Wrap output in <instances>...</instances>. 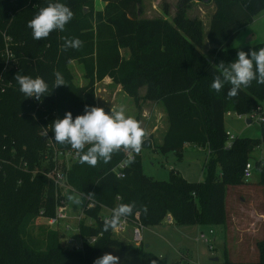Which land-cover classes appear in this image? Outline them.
<instances>
[{"label":"trees","instance_id":"trees-1","mask_svg":"<svg viewBox=\"0 0 264 264\" xmlns=\"http://www.w3.org/2000/svg\"><path fill=\"white\" fill-rule=\"evenodd\" d=\"M102 1L104 12L99 21L110 29L113 46L127 48L131 55L128 60L118 51L109 56L111 68L123 64L128 68L123 76H112L113 81L134 99L137 90L145 86L141 99L159 102L166 115L167 129L156 147L177 151L192 143L205 149V177L189 182L173 173L169 180L153 179L143 173L139 153L133 154V161L126 162L122 169L123 176L117 177L112 169L124 159L127 149L112 154L117 159L115 165H79L77 157L65 170L66 183L72 192L90 195L94 203L93 207L82 209V249L63 248L59 243L60 230L47 231L43 244L35 240L29 224L40 215L53 216L55 206L60 201L68 203L69 197L61 195L46 177L56 159L53 147L47 145L40 132L41 126L50 125L48 132L52 135L54 118L62 117L65 111L73 116L82 114L86 105L94 106L88 84L74 86L65 76V69L74 60L81 62L84 70L92 69L84 60L87 49H63L62 45L65 39L82 36L88 42L95 41L98 33L92 29V0H62L72 11V19L63 31L53 30L41 40L31 38L27 21L49 0H0V264H92L108 248L133 252L139 257L138 264H168L147 252L142 243H123L112 229L102 231L101 210L132 202L133 213L126 218L142 226L159 224L167 214L179 224H224L225 184L237 182L239 174L242 179L247 155L257 146L253 139L234 137L230 147L224 148V115L227 111L249 112L264 99V84L253 80L235 97H228L227 85L214 92L210 83L219 74L220 65L234 60L236 52L253 49L230 48L229 43L238 30L264 11V0H214L215 12L205 34L212 46L208 50L211 59L201 52V20L184 14L188 0L179 2L170 21L136 18L141 0ZM163 13H167L165 6ZM91 56H95L94 48ZM55 72L62 75L65 85L51 89ZM17 74L42 77L50 93L40 101L23 97L17 90ZM260 124L264 138V120ZM151 138L143 137L141 149L152 148ZM53 143L57 150L71 149L67 144ZM256 168H260L264 178V164L257 161ZM216 170L220 175L214 174ZM86 218L93 222L86 224ZM99 233L101 236L94 242L86 240ZM258 245L260 257L253 264H264V238ZM181 264L196 263L187 260ZM209 264L246 263L223 258Z\"/></svg>","mask_w":264,"mask_h":264},{"label":"rangeland","instance_id":"rangeland-1","mask_svg":"<svg viewBox=\"0 0 264 264\" xmlns=\"http://www.w3.org/2000/svg\"><path fill=\"white\" fill-rule=\"evenodd\" d=\"M180 1L141 0L135 16L136 18H165L170 21ZM98 2V0H92V29L97 30L98 33L95 41L90 40V46V42L84 36L78 38L81 42V49H87L84 60L88 66H92V69L84 70L82 63L74 60L65 69L66 75H63L69 77L74 86L79 83L83 86L88 84L94 96V106L101 107L105 111L122 106L127 116L137 120L139 126L145 132L144 137H152V148H143L139 151L141 167L145 175L156 180H169L171 175L175 173L189 182L203 180L205 177L203 162L207 155L206 150L192 143L184 144L177 151L156 147L160 144L159 140L167 127L166 115L162 105L159 102L141 99L145 93V86L137 90L136 99H134L135 97L127 95L122 90L120 84L113 81L112 76L121 77L128 68L125 64L111 68L109 56L118 51L124 60H128L131 55L127 48L113 46L110 29L99 21V17H103L105 3L100 0L103 4L100 5ZM164 6L167 8L166 14L163 13ZM214 12V0H210L208 3H202L199 0H188L184 12L185 16L189 18L201 20L204 37L201 52L209 59H211V56L208 54V50L212 46L207 42L205 34ZM229 47L237 49L264 47V11L253 17L248 24L235 33ZM93 48L94 57L91 56ZM9 52L10 49H7L6 53L10 56ZM7 64L9 65L10 62ZM7 64L5 63L2 69ZM79 64L82 66L83 76ZM108 72H111V75L105 74H108ZM102 73L105 75L102 76ZM255 106H260L264 113V99L257 101L253 108ZM246 120H250V122L247 123ZM260 125L258 120L249 118V112L240 114L235 111L224 115L225 132L232 134L234 137L257 141L256 148L247 155L248 161L254 165L257 161H260L262 165L264 164V138ZM149 131L153 133L148 135ZM116 161L117 159L111 155V159L107 163L98 160L96 165H115ZM73 162L64 163L65 167L70 166ZM214 174L218 176L220 172L216 170ZM59 191L73 198L81 199L79 204H73L72 200L69 199L67 203L71 217L65 223L76 224V217L85 205V197L78 192H72L71 187L67 191L64 188H60ZM224 196V224L185 225L179 224L173 219L169 222L165 216L159 224L142 226L141 243L143 247L147 252L166 261L168 264H181L187 260L196 264H209L212 257H218L220 261L225 258L235 263L253 264L257 262L260 257L259 249L261 248L258 242L264 238V178L260 176V168L252 171L248 181H243L239 174L237 182L225 184ZM105 210L102 209L100 215H106L107 210ZM210 229L213 231V235L208 237L214 238L212 241L213 249H210L207 243L199 239L200 233L207 236ZM28 230L35 240H39L43 244L45 234L50 229L44 224L43 218L36 217L29 224ZM115 236L121 239L123 243L135 244L132 240L131 225L128 226L126 232ZM224 236V250L221 251ZM177 237L178 239H176ZM59 243L63 248L69 249L63 240L60 239ZM262 248L264 249V247ZM104 253L115 255L118 258V264L139 263L138 255L130 251L122 253L114 248H108L102 251L99 256Z\"/></svg>","mask_w":264,"mask_h":264},{"label":"clouds","instance_id":"clouds-1","mask_svg":"<svg viewBox=\"0 0 264 264\" xmlns=\"http://www.w3.org/2000/svg\"><path fill=\"white\" fill-rule=\"evenodd\" d=\"M72 16V11L62 0H49L27 21L31 38L41 40L53 30L63 31ZM80 44L78 38L65 39L62 48L77 49ZM235 56L236 58L227 65L221 64L219 74L214 75L210 83L214 92H220L227 85L226 95L235 97L242 87H247L253 80L257 84H264V47L249 49L247 53L239 50ZM53 75L51 89L65 85L59 72ZM15 82L23 97H32L36 101H40L51 91L48 83L40 76L17 74ZM50 131L55 142L69 145L78 154V162L89 166H95L98 160L107 163L111 155L121 149L130 150L127 163H131L133 154L139 153L145 136L138 122L127 116L122 106L105 111L101 107L86 105L82 114L75 116L65 111L62 117L52 120ZM68 199L72 200L73 204L81 203L79 198L69 196ZM134 207L132 202L116 205L110 216L103 221L102 231L107 232L115 228L121 218L133 213ZM92 264H118V258L111 253H104L95 258Z\"/></svg>","mask_w":264,"mask_h":264},{"label":"built area","instance_id":"built-area-1","mask_svg":"<svg viewBox=\"0 0 264 264\" xmlns=\"http://www.w3.org/2000/svg\"><path fill=\"white\" fill-rule=\"evenodd\" d=\"M30 99H33L30 97ZM231 111H227L225 114H229ZM239 115V114H238ZM249 118L258 120V122H263L264 120V113L262 112V108L260 106H255L249 111ZM250 121V120H249ZM50 125H47L45 127L41 126V133L45 136L46 143L48 146L53 147V159H56L55 165L46 173V177L51 179L55 186L60 189L64 188L65 191L67 189H70L68 184L66 183V175L65 170L69 167H65V164L75 161L78 157V154L73 149H66V150H57L54 146L53 139L51 138V135L48 132ZM47 133V135H45ZM227 140L225 142L224 148H229L230 144L234 138L232 134H229L226 132ZM130 154V150L125 152L124 159L121 160L117 166H115L112 171L117 177H122L123 172L122 169L126 166L127 157ZM65 163V164H64ZM254 170V164L250 161H247L243 167L242 170V180L248 181L249 178L252 175V171ZM61 192V191H60ZM61 195H65L63 192H61ZM85 197V205L83 207L90 208L94 206L93 201L90 199V195H83ZM83 209V208H82ZM104 210H107L106 215H100L103 220H105L107 217L110 216L111 210L113 208H103ZM105 210V211H106ZM39 217L44 219V224L52 230H60L62 233V240L65 242V244L70 248L74 250H80L82 249L83 239L79 232V222L81 219L85 218L83 211L81 210L80 214L76 217V224H68L65 223L67 219L71 217L70 211L67 208V203L60 201L58 205L55 206V211L53 216H42ZM137 217V216H136ZM167 220L170 222L171 216L169 214L166 215ZM86 224H91L93 220L91 218H86ZM131 225V233H132V240L135 242V245L141 244V228L142 225L137 223L136 221H130L128 218L123 217L121 218L120 222L117 224L115 228L112 229V233L114 235H118L120 233H124L127 231L128 226ZM213 235V231L210 229L208 231V235H204L203 233L199 234V239L207 243L209 245L210 249H213L212 241L213 239L209 238L208 236ZM98 236H101V233H99L97 236H91L89 238H86L87 241L90 243L94 242Z\"/></svg>","mask_w":264,"mask_h":264},{"label":"crops","instance_id":"crops-1","mask_svg":"<svg viewBox=\"0 0 264 264\" xmlns=\"http://www.w3.org/2000/svg\"><path fill=\"white\" fill-rule=\"evenodd\" d=\"M98 1H99L98 3H99L100 5H103L102 2H100V0H98ZM238 31H239V30H238ZM238 31H237V32H238ZM72 63H73V62H70L69 66H70ZM69 66H68V67H69ZM79 68H80V70L82 71V74H81V75L83 76L84 73H83L82 66H81L80 64H79ZM82 76H81V77H82ZM105 78H106V77H105ZM77 86H82V84L79 83V84H77ZM249 122H250V121H249ZM166 129H167V127H166ZM166 129H165V131H166ZM150 131H151V130H150ZM150 131L148 132V135H151V134L153 133V132H150ZM165 131H164V133H165ZM164 133H163V135H164ZM163 135L161 136V139L159 140V143H160V144H161V142H162ZM158 145H159V144H158ZM224 242H225V236H224V239H223V244H222V250H221V251L224 250Z\"/></svg>","mask_w":264,"mask_h":264},{"label":"water","instance_id":"water-1","mask_svg":"<svg viewBox=\"0 0 264 264\" xmlns=\"http://www.w3.org/2000/svg\"><path fill=\"white\" fill-rule=\"evenodd\" d=\"M199 1H201L202 3H208L210 0H199ZM246 122L249 123V120H246ZM176 239H178V237ZM217 260H218V257H212L210 261L216 262Z\"/></svg>","mask_w":264,"mask_h":264}]
</instances>
